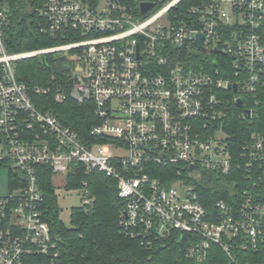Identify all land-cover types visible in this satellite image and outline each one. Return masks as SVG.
I'll list each match as a JSON object with an SVG mask.
<instances>
[{"label":"built area","instance_id":"obj_1","mask_svg":"<svg viewBox=\"0 0 264 264\" xmlns=\"http://www.w3.org/2000/svg\"><path fill=\"white\" fill-rule=\"evenodd\" d=\"M37 1L46 19L41 31L66 41L19 53L7 51L10 16L0 2V162L22 183L0 197V264H24L25 254H47L55 246L38 166L49 168L52 178L81 169L115 179L123 200L119 224L131 235L196 234L189 254L197 259L211 243L232 258L224 239L240 235L254 245L264 230V203L245 189L236 215L219 200V215L211 220L194 180L204 171L223 175L239 166L221 128L223 93L231 91L236 103L264 88V0H206L186 10L171 0L145 13L125 0ZM197 35L204 50L195 45ZM52 52L64 57L59 78L32 86L17 79L14 61ZM31 94L89 103L98 122L83 138L40 110ZM250 138L241 152L245 166L264 164L262 139L257 133ZM250 174L245 177L255 186ZM78 190L79 206L88 212V181Z\"/></svg>","mask_w":264,"mask_h":264},{"label":"trees","instance_id":"obj_2","mask_svg":"<svg viewBox=\"0 0 264 264\" xmlns=\"http://www.w3.org/2000/svg\"><path fill=\"white\" fill-rule=\"evenodd\" d=\"M125 1L137 11L140 0ZM154 1L155 9H158L171 0ZM203 1L206 0H179L175 8L186 10ZM0 2L10 16V24L5 29L8 52L39 50L66 41L41 31L46 25V19L36 11V6L40 4L37 0ZM221 62L225 66L226 60ZM14 67L18 80L31 86L42 85L51 83L52 75L59 78L63 62L52 52L18 59L14 61ZM233 95L231 91L224 90L226 111L220 123L227 134L233 161L239 166L223 175L204 171L200 173L199 179L194 180L199 200L211 220H216L219 215L217 201L223 200L235 210L244 199L245 189H248L254 201L264 203V164L253 162L247 167L241 158L245 142H252V133L259 134L264 146V88L256 90L254 99L243 96L244 107L236 105L232 100ZM31 98L40 110L52 112L61 123L75 129L83 138H87L91 127L98 122L89 103H78L70 98L57 103L52 94H31ZM246 110H250L251 114L246 113L242 117ZM0 165L7 166L5 162H0ZM8 170L11 191L22 183L16 172ZM36 170L42 193L43 213L49 222L55 246L47 254H25L24 264H264V230L256 238L254 245L247 244L248 239L243 235L224 239L231 248L232 258L226 255L220 245L211 243L205 256L197 259L195 255L189 254V249L199 242V237L176 229H170L163 234L152 230L147 234L139 232L131 235L119 224L123 200L117 195L115 179L98 170L85 174L83 170L76 169L67 174L65 189H78L83 180L88 181L93 200L88 212L81 206L73 207L70 212V226H66L59 218L51 171L43 166H38ZM158 170V175L164 177L165 169L160 167ZM249 172L255 186L248 184L245 176ZM233 213L236 215V210Z\"/></svg>","mask_w":264,"mask_h":264},{"label":"rangeland","instance_id":"obj_3","mask_svg":"<svg viewBox=\"0 0 264 264\" xmlns=\"http://www.w3.org/2000/svg\"><path fill=\"white\" fill-rule=\"evenodd\" d=\"M212 61L210 56H206ZM11 165H0V197L8 195L10 192L8 184V169ZM200 171H194L192 175H196ZM65 175H54L53 184L55 186V193L58 201L59 218L66 226H70V212L73 207L80 205L79 190L78 189H65Z\"/></svg>","mask_w":264,"mask_h":264},{"label":"water","instance_id":"obj_4","mask_svg":"<svg viewBox=\"0 0 264 264\" xmlns=\"http://www.w3.org/2000/svg\"><path fill=\"white\" fill-rule=\"evenodd\" d=\"M156 5V2L154 0H140L139 3H138V7H139V11L141 13H145L147 12L148 10L152 9L153 7H155ZM201 35H197V38H196V41H195V45L198 47V48H201L202 50H204L202 47H201V43H200V40H201ZM60 60H64V57L61 56L60 57ZM76 67V64H73V68ZM236 85H232V90L233 91H236ZM243 103H244V100L242 98H238L236 100V105L238 107H242L243 106ZM190 170L192 169H195V166L191 165L189 167Z\"/></svg>","mask_w":264,"mask_h":264},{"label":"crops","instance_id":"obj_5","mask_svg":"<svg viewBox=\"0 0 264 264\" xmlns=\"http://www.w3.org/2000/svg\"><path fill=\"white\" fill-rule=\"evenodd\" d=\"M52 180H53V178H52Z\"/></svg>","mask_w":264,"mask_h":264}]
</instances>
